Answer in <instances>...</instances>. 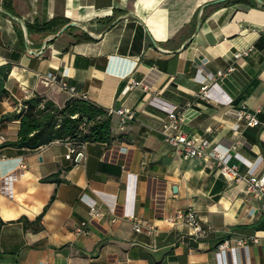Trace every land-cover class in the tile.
<instances>
[{
    "label": "crops",
    "instance_id": "obj_1",
    "mask_svg": "<svg viewBox=\"0 0 264 264\" xmlns=\"http://www.w3.org/2000/svg\"><path fill=\"white\" fill-rule=\"evenodd\" d=\"M54 18L79 26L44 28ZM84 34L92 40L77 41ZM1 64L10 72L9 96L0 97V264H218L215 251L224 240L232 248L225 264H264V190L255 195L244 182L226 181L208 155L184 158L161 132L176 109L186 135L207 140L209 148L235 144L229 162L261 174L264 6L0 0ZM231 64L233 72L216 76ZM49 72L75 93L47 83ZM133 81L141 84L129 88ZM204 84L208 99L198 95ZM35 93L58 106L85 94L110 112L112 141L85 142L71 158L65 155L73 140L13 145L20 121L4 116ZM118 108L133 111V119L122 123L111 112ZM240 112L258 123L247 124ZM89 203L102 214L90 217ZM188 209L209 227L205 236L194 235ZM82 221L86 233L76 234Z\"/></svg>",
    "mask_w": 264,
    "mask_h": 264
},
{
    "label": "trees",
    "instance_id": "obj_2",
    "mask_svg": "<svg viewBox=\"0 0 264 264\" xmlns=\"http://www.w3.org/2000/svg\"><path fill=\"white\" fill-rule=\"evenodd\" d=\"M243 1L247 0H227V3ZM66 23L65 19L54 18L46 23L44 28L54 30ZM27 28L29 30L30 26ZM80 40H92V37L84 34L77 39V41ZM9 72V64L0 65V97L9 96L5 87ZM4 117L20 121L18 137L12 143L18 147L34 149L53 140L109 143L113 139L110 130V112L97 103L82 97H70L62 106H58L53 101L46 99L45 96L35 93L24 99L17 111L8 113ZM54 178L55 176H51L46 180ZM37 219L39 221L40 216ZM27 225H31L33 228V224Z\"/></svg>",
    "mask_w": 264,
    "mask_h": 264
},
{
    "label": "built area",
    "instance_id": "obj_3",
    "mask_svg": "<svg viewBox=\"0 0 264 264\" xmlns=\"http://www.w3.org/2000/svg\"><path fill=\"white\" fill-rule=\"evenodd\" d=\"M251 47L244 48L241 50H237L234 52V58H239L242 56H246L251 51ZM235 70V65L231 64L226 70H218L216 76L222 77L225 75L230 74ZM211 79H215L214 76H209ZM46 82H53L59 85L62 90L75 93V87L68 85L64 80L58 79L57 76L49 72L46 75ZM141 84L140 82L133 81L129 84V88L134 87L135 85ZM210 86L208 84H204L199 92V96L202 99H208L209 96ZM82 98H86L85 94H80ZM111 112H116L121 119V122L124 123L127 120L133 119L134 112L128 110L126 108H118L111 110ZM240 116H245L247 118V124L253 125L257 124L258 120L245 112H240ZM182 120V114L177 111L176 109H171L167 112V117L162 124L161 132L163 133L164 140L172 145L176 150H179L180 153L184 158H193V157H204L206 155L215 159L217 171L222 177L228 182H244L246 186V191L251 192L255 195H260L264 190V169L262 170L261 174L256 175L254 174V167L249 166L245 172H241L239 170V166L236 163H230L229 160L232 157V150L235 148V144H232L230 147L226 148L225 150H220L217 146L209 148V142L205 139H201L195 136L189 137L186 135L185 132L180 130L179 124ZM84 143H79L74 141L73 145H71L68 149L67 154L65 155L66 158H71L73 154L77 153L80 148H82ZM81 154V152H79ZM78 153V154H79ZM82 155V154H81ZM236 155V154H235ZM102 213L100 209L94 204L89 203V215L90 217H97L100 216ZM131 218L134 220V228L136 230H140L141 226L137 218L130 214ZM186 221L192 225L194 235L196 237L205 236L208 233L209 227H205L195 210L188 209L184 215ZM86 221H82L76 228V234H85L86 233ZM253 241H257L256 238ZM238 244L246 247V243L244 240H239ZM232 248L229 247L228 241L224 240L221 242L217 250L215 251L216 259L218 264H225L227 262V254Z\"/></svg>",
    "mask_w": 264,
    "mask_h": 264
},
{
    "label": "water",
    "instance_id": "obj_4",
    "mask_svg": "<svg viewBox=\"0 0 264 264\" xmlns=\"http://www.w3.org/2000/svg\"><path fill=\"white\" fill-rule=\"evenodd\" d=\"M221 1V0H220ZM222 1H225V0H222ZM254 1H256L259 5H261V6H264V1L263 0H254ZM70 26H79V24L77 23V22H70V23H67V24H65L63 27H62V29L60 30V31H63V30H65L66 28H68V27H70ZM81 157V154L79 153L78 155H77V158L76 159H79Z\"/></svg>",
    "mask_w": 264,
    "mask_h": 264
}]
</instances>
